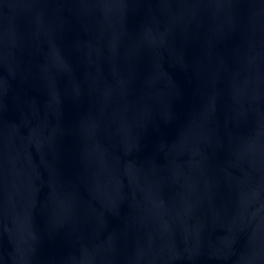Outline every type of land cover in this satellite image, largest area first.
<instances>
[{
	"label": "water",
	"instance_id": "water-1",
	"mask_svg": "<svg viewBox=\"0 0 264 264\" xmlns=\"http://www.w3.org/2000/svg\"><path fill=\"white\" fill-rule=\"evenodd\" d=\"M0 264H264V0H0Z\"/></svg>",
	"mask_w": 264,
	"mask_h": 264
}]
</instances>
